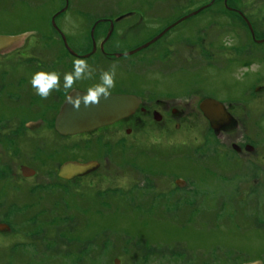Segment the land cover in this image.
I'll return each instance as SVG.
<instances>
[{"label":"rangeland","instance_id":"rangeland-1","mask_svg":"<svg viewBox=\"0 0 264 264\" xmlns=\"http://www.w3.org/2000/svg\"><path fill=\"white\" fill-rule=\"evenodd\" d=\"M212 1L68 0L66 12L60 13L54 23L65 34L67 44L80 54L89 48L85 37L76 35V31L87 30V33L99 18L116 22L118 17H114L128 10L143 14L142 19L133 14L127 21L116 22L115 26L120 28L136 21L142 24L131 30L134 34L128 35L123 43L112 41L111 51L138 47L159 35L166 25L183 20L161 43L121 63L145 62L146 76L161 81L153 89L181 97L178 99L181 103L176 105L184 121L182 124L177 119L174 121L181 125L179 132L173 131V125L170 130L167 127L160 130L155 121L153 129L141 131L145 135L138 134L140 129L129 127L131 132H137L132 136L137 137L136 143L129 146L121 143L127 150L123 155L112 154L117 149L105 141L83 145L84 152L88 146L98 150L103 169L66 186L62 182L57 186L45 183L44 189L39 186L35 193L29 192L33 182L55 184L60 180L56 175H42L40 168L36 169V176L23 177L19 165L32 161L58 163L64 157L62 152L54 153L49 159L37 153V146L40 144L42 150H48V155L52 153L51 146L62 150L63 143L70 140L64 142L42 131L35 139L27 135L28 138L18 140L21 155L7 156L10 169L0 175V264H115L116 261L118 264H264V160H261L264 103L258 99L244 102L248 128H243L242 118L238 135L233 133L229 137L225 132L220 137L214 136L197 107L200 98L215 95L242 98L264 82V42L258 43L264 40V0H226L253 26L257 43L249 37L244 24L239 25L240 43L245 40L249 46H263L254 53L255 63L250 65L253 76H247L245 69L242 72L225 67L218 50L217 26L222 22L217 18L238 15L226 12L216 2L183 19ZM65 5V0H0V36L16 37L0 49V86L4 87L1 116H14L15 121L24 116L20 111L21 98L15 102L14 86L20 82L19 76L25 75L31 83L36 74L30 66L38 62L27 61L29 56L41 59V64L50 62V68L60 70L62 78L74 71L73 59L61 54L60 35L51 23ZM202 25L210 28L207 36L200 33ZM107 27L100 25L99 29ZM114 32L116 39L120 32ZM203 54L213 57L215 63L207 66L203 59L187 62ZM168 58L174 61L173 65L166 62ZM170 73L177 76L175 80L170 81ZM31 90L35 92L32 85ZM194 100L196 104L191 103ZM56 109L54 103L45 113L51 115ZM140 136L144 138L139 139ZM245 139L253 148L245 154L246 161H241L244 154L232 165L214 159L215 150L229 149L226 152L234 157L230 145L235 140L243 145ZM67 155V159L75 157ZM133 156L138 159L132 168L126 159ZM103 157L110 162L103 161ZM158 158L168 162L156 165L154 160ZM159 173L166 178L157 176ZM179 178L186 184L178 190L174 183ZM24 179H29L28 183ZM5 181H11L12 185L6 187ZM18 186H22L21 191ZM155 188L166 200L154 197ZM169 197L173 199L170 201Z\"/></svg>","mask_w":264,"mask_h":264},{"label":"flooded vegetation","instance_id":"flooded-vegetation-1","mask_svg":"<svg viewBox=\"0 0 264 264\" xmlns=\"http://www.w3.org/2000/svg\"><path fill=\"white\" fill-rule=\"evenodd\" d=\"M67 2L68 0L66 1L65 6H67ZM216 2L221 3V5H223L226 12L235 13L239 17L238 18V17L228 16V17L217 18L220 22H222L218 24L217 26V30L219 31L218 32V36H219L218 38L219 49L218 50H220V57H222L221 60L224 61L225 67H233L235 71L240 70L242 72L245 69V71H247L246 72L247 76H253L254 71L252 72L251 70V66L253 65V63H255V62H252L253 56H254L255 51L262 49L263 46H257V45L249 46L246 44L245 40L240 43L241 38L238 32L239 25L244 24L248 28L249 37L253 39V42L256 44V37H254L253 28H252V31H250L251 25L249 21L241 13L240 10L238 11L237 9L231 8L228 5V2L226 0H221L220 2L214 1L212 4H215ZM133 14H135V17L139 16V19H142V16H143L142 12L136 13L130 10L122 14L116 15V17L114 18L116 19L118 17L116 19V22H118L121 19H125L127 21L129 17H133L132 16ZM58 17L60 16H56L55 19H57ZM238 19H240V21ZM211 20L214 21L215 19H211ZM116 22L112 20H107V17L99 18L95 21V23L88 30L87 33H86L87 30L76 31V35H79L80 37H85L87 48H89V50L84 52L83 54H80V52L76 48H71L67 44V38L65 34H63L61 31L58 32L55 30V32L60 35V41L63 45L61 47V50H62L61 54L65 55L66 53L67 55L66 57H68L71 61L73 59L72 62H74V60L76 59L86 60L88 64L94 69L93 78L82 79V80L77 81L76 84L74 85V88L67 90V92H65L63 87H61L60 91L58 92L54 91L49 98L42 99L39 95L36 94V91L32 92L31 83L30 82L28 83V81L26 80V76L25 75L19 76L18 80L20 82H18V84L14 86L16 88L15 92L17 96L15 102L21 98L20 111L22 115L24 116H22L18 121H15L14 116L6 117V116L0 115V175L1 173H4L3 172L4 170L10 169L9 167L10 160L8 159L7 156L12 155L15 158L16 156L21 155L22 148L18 146V143H17L18 140L22 138L25 139L27 135H30V137H34L35 139L37 137L36 135L39 134L41 131L42 133H47L49 135H52L55 138L56 136H58L61 139H63L64 142L67 140H70V141L63 143L64 147L62 150H60L57 147L53 148V146H51L49 150L52 151V153L48 155L46 154V151L48 150L46 151L44 149L42 150V148L40 147V144L37 146L38 148L37 153H40L42 155L44 154L49 159L52 158L51 156H53L54 153L62 152L64 154V157L63 159L58 161V163L54 164L50 161H43V163H38V162L32 161V163L22 162L19 165L20 171H22V168H27L33 171V173L30 174V176L31 175L36 176L37 175L36 169L40 168L42 170V175L44 174H48L50 176L56 175L58 180H60V182H56L55 184L51 182H45L43 180H41L39 183L33 182L31 186L32 188L29 189V192L31 193H35L34 190H38L39 186H41L40 189L43 190L45 183L47 185L57 186L58 183L62 182V185L66 186L67 184L76 182L77 179L81 178L82 176H88L90 174H98L100 170L103 169L101 167L102 161L100 160V157L98 155V150L95 147L88 146L87 151L84 152L82 150L83 145H91L93 143L99 144V142L105 141L107 145L112 146V149L114 148L117 149V152L112 153V154L123 155L124 152H126L127 150H125V147L122 146L121 143H124L125 146H129V144L133 145V143H136L135 139L137 137L132 138V136L135 135V133L137 132L135 131L131 132V128L140 129L138 134L143 135L144 133H141V131H143L145 128L153 129L155 125H153L152 123L153 121H155L156 125H158L157 127H160L159 128L160 130H163L165 127L169 128L170 130L171 125H173V131L175 132L180 131L179 130V128H181L180 124H182V122L184 121L183 119L184 116L182 112L178 111L179 108H177L176 104L181 103V102H178V99L181 97L176 93L171 94L170 92H167V91L160 92L156 89H153L154 86L158 87L161 84V81L159 80V78H155V77L149 78L148 76H146L145 70L148 68V66L145 62L140 61L138 63L129 64V65L123 64L121 62H125V61L129 62L130 60L140 56V51L143 49H141L139 52H135L132 54H129V53L142 47L143 44L145 45V44L150 43L151 40L160 36L162 32L166 31L164 32V34H162V36L159 39H157L156 41L151 43L150 46L144 49L148 50V49H151V47L158 45L159 43L162 42V40L166 36H168L169 31H171L174 27H177V25L181 22L175 21L176 23L172 22V24L166 25L165 27H163V29H161V32L157 33L159 35H157L156 37H151L150 39L146 40L144 43L140 44V46L138 47H135L129 50H119L118 49L117 51H111L109 46L112 41L116 43L117 42L123 43L128 38V35L134 34L133 31L131 30H136L137 27H139V25L142 24V23H139L138 25L137 21L136 22L133 21L134 24H131L126 28H120V27L115 26ZM105 24L108 25V27L105 28V30L99 29L100 25H105ZM172 25L174 26L172 27ZM211 25L212 24H209L208 26H211ZM115 30L120 33L116 39H113ZM209 30L210 28L207 27V25L200 26V33L203 36H207ZM62 35H64L65 42L63 40ZM5 36H9V35H5ZM27 40L28 39L26 38L25 41ZM24 43L26 44L27 42H24ZM241 44H243L244 46L240 47ZM18 54L19 56H22L20 52H18ZM95 58H97V60H95ZM202 59L204 60L203 62H205L207 66H212L215 63L214 61H212L213 57L209 58L208 54L207 55L203 54L200 57H196V59L194 60L190 59L187 62L195 63L197 60H202ZM39 60L33 57V55L29 56L27 60L32 63H34V61L38 62L37 64L34 63L35 65L33 64L30 66L31 69H33L35 73L42 72V71L50 73L52 71H56L55 69L50 68V62L46 64L45 63L41 64ZM93 60H95L94 63H92ZM152 62L153 60L151 61V63ZM156 62L161 63L160 61H157V60ZM166 62H168L169 65L174 64L173 63L174 61L171 58H168ZM112 65H116V76H115V86L110 90L111 95L121 94V95L135 96L136 98L140 100V105L136 109L137 111L131 116L121 119L117 123H114L106 127H100L97 130H93V131H90L84 134H79L76 136H65V137L58 135L55 130L54 120L59 114V112L61 111L62 107L64 106L66 96H68V94L74 90L85 93L88 88L100 83L101 73L103 71H108ZM178 67H176V70L179 69ZM239 67H242V68L239 69ZM249 67L251 71H249ZM72 68H74V63L72 64ZM136 70H139V71L136 72ZM58 72L60 74V81H61L63 79L62 73L60 70H58ZM239 76L241 77L242 73ZM176 77L177 76H175V74L170 73V78H171L170 81L175 80ZM28 84H29V88L27 87ZM149 86H152L153 90H148ZM3 88H4L3 86H0V101H4V98L1 93ZM240 93L242 92L240 91ZM215 96L216 97L209 96V98H200L198 105L204 99H212L218 102L219 104H222L225 107V110L227 114L229 115L230 119L228 120L227 123H225V125L218 126L217 128H213V124L205 118L208 124V128L212 130L214 136H217V137H220V135H222L223 132L227 134V137H229L233 133L235 135H238V131L240 130V119L242 118L244 119L243 128L245 129L248 128L246 127L247 120L245 116L244 102L249 103L250 101H254L258 99L264 103V82L259 83L248 94H244L243 96H241L242 98H233V97L232 98L230 97H220L219 98L218 95H215ZM54 103L57 104L56 111H54L53 114L51 115L46 114L45 110L48 107L52 106ZM191 103L196 104L195 100L192 101ZM26 112L30 115L25 114ZM176 119L179 120L180 124L178 122L176 123L174 122ZM55 138L53 139L56 140ZM142 138H144V136L139 137V139H142ZM237 140H235L233 144L230 145V148H231L230 153H235L234 157H231L226 152V151H229V149L226 151H221V150L216 151L215 150L213 152L214 159L222 160V161L224 160L230 163V165H232L237 160H241V154L245 155V154L250 153V150H253L252 146L249 143L250 141L248 139H245V141H243L244 143L243 145H240V144L238 145ZM72 141H76V143L70 144V142ZM171 146H176V145L171 144ZM67 153L75 157H73L72 159H67L66 158L68 156ZM82 157L85 158V160L82 159ZM243 157L244 158L241 161H246L248 159L246 155ZM137 159H138L137 156H133V159L129 157L126 160L132 166L133 164H135ZM104 160H108V159L106 157H103V161ZM261 160H264V158L261 157ZM66 161H72L76 163L79 162L82 164H85L88 162H95L97 166L94 169L90 170L85 175L63 180L59 178L58 172H59V167L62 164L66 163ZM108 162H110V160H108ZM167 162L161 158L156 159V161L154 160V163L156 165L158 164L165 165ZM181 162H184V161L181 160ZM151 163L152 161L150 162V165ZM132 171H135V170H132ZM22 176L25 177L23 171H22ZM157 176H163V179L166 178V176L160 173L157 174ZM135 178H136V175L134 179ZM27 180L29 179H24V182L28 183L26 182ZM149 180L152 181L151 179ZM51 181H53V179ZM5 183H6V187H9V184H11V181H5ZM174 184H175V187H177V189L179 190V188L180 189L184 188L183 186L184 184H186V181L183 178H179L175 181ZM52 186H49V187L53 189L54 187ZM18 187H19L18 190L21 191L22 186H18ZM10 189H11V186H10ZM153 194L156 195L154 196L156 198L157 196H159L160 199L166 200L165 196L163 194L158 193L156 188L154 189ZM172 199L173 198L169 197L168 200L171 201Z\"/></svg>","mask_w":264,"mask_h":264},{"label":"water","instance_id":"water-1","mask_svg":"<svg viewBox=\"0 0 264 264\" xmlns=\"http://www.w3.org/2000/svg\"><path fill=\"white\" fill-rule=\"evenodd\" d=\"M214 1H212L208 5H205L204 8H201L197 11H194V13L183 17V19L195 16V14H197L198 12H201L205 8L210 7ZM65 9L66 7L63 10H60V13H63ZM60 13L56 14L51 20V23L53 24L55 30L58 32L59 30L54 23V19L56 16L60 15ZM173 26L174 25H172V27ZM250 31H252L251 26ZM164 32H162V34H164ZM162 34L151 40L150 43L143 45L142 47L130 52L129 54L139 52L141 49L147 48L151 45V43L159 39ZM62 36L65 42L64 35ZM14 40L15 38L0 36V49H2L6 44L13 42ZM263 41H258V43H263ZM77 93H79L80 95H84L86 92L84 93L74 90L69 93L68 96H75ZM139 105L140 100L135 96L121 94L110 95L107 99L102 98L98 106L85 107L83 104H81V107L79 109H76L72 104L68 103L66 99L64 106L54 120L55 130L57 134L62 137L84 134L93 130H97L100 127L112 125L114 123H117L121 119L131 116L137 111L136 109ZM198 107L203 117L213 124V128L225 125V123H227L230 119L225 110V107L212 99H205L201 101ZM96 166L97 164L95 162L82 164L79 162L76 163L72 161H66V163L62 164L59 167L58 176L63 180L75 178L85 175ZM22 171L24 172L25 176L33 173V171L27 168H22ZM115 264H118V261H116Z\"/></svg>","mask_w":264,"mask_h":264},{"label":"clouds","instance_id":"clouds-1","mask_svg":"<svg viewBox=\"0 0 264 264\" xmlns=\"http://www.w3.org/2000/svg\"><path fill=\"white\" fill-rule=\"evenodd\" d=\"M74 71L65 73L63 76V89L65 92L73 89L77 81L82 79L93 78L94 69L86 60H74ZM116 65H112L108 71H103L100 76V83L87 89L84 95L77 93L75 96H66L68 103L72 104L76 109L83 104L85 107L98 106L101 99H107L115 86ZM31 85L35 89L36 94L42 99H47L54 91L61 90L60 74L56 71L37 72L31 79Z\"/></svg>","mask_w":264,"mask_h":264}]
</instances>
